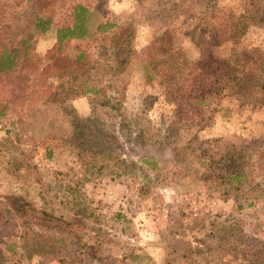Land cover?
I'll return each mask as SVG.
<instances>
[{
    "label": "rangeland",
    "instance_id": "374dc122",
    "mask_svg": "<svg viewBox=\"0 0 264 264\" xmlns=\"http://www.w3.org/2000/svg\"><path fill=\"white\" fill-rule=\"evenodd\" d=\"M133 1L49 0L40 14L67 22L71 6L81 3L89 10L100 5L102 15L112 17L131 7ZM160 1L159 11L149 13L157 14L156 23L146 27L147 31L135 28L125 42L136 54V61L121 75L128 84L122 99L127 120L122 126L108 116L107 106L113 98L105 93L89 92L61 102L64 91L56 89L57 84H69L70 79L38 75L56 50L54 29L42 33L32 27L27 0H0V20L11 26L4 31L0 25V39L6 45L18 46L26 33H31L32 47L24 70L30 85L28 95L16 112L0 120L4 128L0 132V193L47 201L58 214L80 213L86 225L82 231L87 230L80 245L77 242L81 240L66 237L58 229L47 232L32 228L26 238L19 236L20 228L0 229V264H45L47 255H56L61 261L69 241L73 246L68 256H77L86 264H126L124 258L130 251L139 252L147 245L154 251L151 257L160 264L159 253L161 260L166 251L156 246L162 247V238L169 232H178L175 236L181 235L178 240L187 241L190 250L179 246L171 254L174 262L168 264H236L238 254H227L211 241L210 246L201 241L213 223L220 225L234 218L248 222L252 233L264 234V196L237 210L239 184L228 177L243 170L248 179L264 186V1L253 5L248 0H184L200 11L207 4L222 6L234 21L241 22L242 32L213 48L215 60H219V67L212 66L217 69L214 74L198 76L201 85L197 88L203 92L202 98L209 99L201 105L202 111L198 113V108V115L182 113L179 117L174 115L173 95L165 88L167 77L160 73L147 77V36L177 13L172 12L178 0ZM185 34H180L181 39ZM95 43L72 39L64 53L87 50L89 61L95 64ZM185 53L188 65L181 81L190 84L199 73L197 45L193 43ZM229 56L230 66L223 67L220 59ZM222 67L227 75L217 77ZM93 75V71L88 74L90 84ZM12 78H0V100L8 96ZM101 81L105 84V79ZM214 110L218 111L215 115ZM211 116L212 124L201 128L203 120ZM202 117L201 123L196 122ZM234 148L240 155L231 158ZM164 187L168 195L162 193ZM179 194L191 195L194 202L176 206L174 196ZM124 197L126 214L119 204ZM79 204L82 212L76 209ZM157 206L168 207L169 217L164 218ZM192 206H196L195 215ZM63 237L65 244L59 240ZM94 237L93 251L85 242L91 244ZM97 241L106 245L99 247ZM109 244L121 251L120 257H108ZM40 255L38 260L35 256Z\"/></svg>",
    "mask_w": 264,
    "mask_h": 264
},
{
    "label": "trees",
    "instance_id": "16d2710c",
    "mask_svg": "<svg viewBox=\"0 0 264 264\" xmlns=\"http://www.w3.org/2000/svg\"><path fill=\"white\" fill-rule=\"evenodd\" d=\"M263 1L248 0L253 5H260ZM48 2L49 0H27V3L30 4L29 17L32 27L42 33L53 28L55 33L56 50L49 54L47 63L38 75L41 78L54 75L61 79L64 77L70 79L71 83L69 84L60 82L57 84L56 89L64 91V98L61 102L85 96L89 92L107 94L113 98V101L107 106L108 116L124 126L127 114H125L122 99L126 95L128 84L123 82L121 75L136 61L134 57L136 54H132L131 50L127 49L125 42L135 28L142 27L146 30V27H151L156 23L155 16L157 14L149 15V13L154 9L159 11L157 3H161V1L134 0L131 7L128 6L120 10L112 17L102 15L103 10L100 5L89 10L81 3H76L69 9L67 22L47 13L40 14ZM190 4V1L178 0L176 10L172 12L173 14L177 12L174 14L176 18L173 17L165 22L166 24L150 30L147 36L149 42L147 77L151 79L158 73L167 77L168 82H166L165 88L168 93L173 95L175 100L172 102L174 115L178 117L182 113L192 114L198 108H200L198 113L202 111L201 105L208 102L209 99L207 96L202 98L203 92L197 88V84L201 85L198 83V76L200 74L213 75L217 69L212 66L216 67L219 63V60H215L213 48L219 42L229 40L242 32V26H239L241 22L234 21L233 15L222 6L214 7L207 4L204 9L206 12H204L198 8L192 9ZM95 17H97L96 21ZM0 25L3 26L4 31L11 27L9 24L2 23L1 20ZM0 31L2 30L0 29ZM183 32L186 34L181 39L180 34ZM30 37L31 33H26L18 46L6 45L3 38L0 39V78L13 75L8 96L0 100V120L16 112L18 105H21L28 95L30 85L27 81L28 75L24 70L30 60L32 50ZM72 39L96 42L98 56L95 59V64H91L89 61V51L87 50H80L74 54L64 53L66 44ZM193 43L197 45L198 49L197 68L199 73L192 83L187 84L181 81L183 75H186L185 69L188 65L185 50ZM220 60L224 62L223 67H228L232 62V57ZM236 63L240 68V62ZM223 67L219 68L220 73L216 75L217 77L227 75L225 73L227 69ZM92 71L94 80L90 84L88 74H92ZM102 78L105 79V84H101ZM181 93H183V99L180 100L182 104L178 102ZM217 112L214 110V115ZM197 119L199 120L196 122L201 123L203 117ZM206 119V121L203 120L204 124L201 128L212 124V116ZM237 154L240 155L234 148L230 156L235 158ZM228 177L239 184L238 192L241 200L236 206L237 210H242L245 206L264 196V186L260 182L248 179L247 173L243 170ZM83 219L84 217L78 214L72 216L58 214L47 201L40 203L18 194L0 193V229L20 228L19 236L24 238L30 236L32 228L50 232L56 227H60L67 236L84 243L79 235L80 230H78L83 225ZM233 219L223 220V224L220 225L213 223L210 232L205 235L204 239H201L203 244L208 246L212 242L227 254H238L240 258L235 259L236 264H264V234L252 233L248 229L250 225L248 222L234 221ZM253 220L257 221V217H254ZM176 234L179 233L169 232L167 236L169 239H180L181 235L176 237ZM178 242L181 247L190 250L187 241L179 240ZM85 244L90 249L96 250L93 244L87 242ZM175 248L170 243L166 245V255H163L160 264L174 262L175 259L171 257V254L177 251ZM128 255L130 257L138 254L135 251H130Z\"/></svg>",
    "mask_w": 264,
    "mask_h": 264
},
{
    "label": "crops",
    "instance_id": "0c3cea01",
    "mask_svg": "<svg viewBox=\"0 0 264 264\" xmlns=\"http://www.w3.org/2000/svg\"><path fill=\"white\" fill-rule=\"evenodd\" d=\"M75 203H78V202H75ZM76 209H80V212H82V206L79 204L78 205V208H76ZM69 213V212H68ZM75 213H77V212H75ZM63 215H65V216H72V215H75V214H71L70 213V215H67V212L66 213H62ZM79 215H82V214H80L79 213ZM82 217H84L83 215H82ZM85 219H83V225H82V227H80L78 230H80V233H79V235H85L84 233L87 231V230H84V231H82V229H84L85 228ZM56 229H58L60 232H61V234H64L66 237H69V236H67L65 233H63V230H62V228H60V227H56L53 231H56ZM53 231H50V232H53ZM92 233V232H91ZM87 234V233H86ZM93 234V233H92ZM88 235V234H87ZM66 237L64 238L63 237V239L62 238H59V240H61L64 244H65V242L67 241L66 240ZM165 239H169V237L168 236H166V235H164L163 236V238H162V247H160V246H156V249H158V250H163V251H166L165 250V248H166V245H168V243H170V245H172V246H175L176 248V250L178 249V247L180 246L179 245V240L177 239H169V240H165ZM97 239H96V237H94V240L91 242V244H93L94 243V241H96ZM72 242V241H71ZM71 242L69 241L68 243H69V245H70V247H69V249L71 248V246H73V245H71ZM98 242V245H99V247H101V245H106V244H103L102 242L103 241H97ZM68 243H67V246H68ZM77 244H80V245H82L83 243H81V242H77ZM108 246V245H107ZM109 256L108 257H112V256H115L116 258H118V257H120L121 255H120V252L121 251H118V249H116V248H114V247H112L110 244H109ZM108 247H104L103 248V250H105V249H107ZM69 249L68 250H66V257L63 259V260H59V258L56 256V255H47L46 257H47V262L45 263V264H86L85 262H84V260L83 259H81V258H77V256L76 257H74V256H68V251H69ZM138 250H141V251H139V252H137V256H130L129 257V255H128V257H126V258H124L125 259V263L126 264H152V262L154 261V263L155 264H157V260H155V258L153 257H151L152 256V253L154 252H152V250H151V247L150 246H144V247H142V248H140V249H138ZM72 251V250H71ZM155 252H158L157 250H155ZM102 255V254H101ZM153 255H154V253H153ZM164 255V254H163ZM35 257H38V260H40L41 259V255L40 256H35ZM43 258V260H44V256H42ZM45 257V258H46ZM103 257H105V256H103ZM103 257H101L102 259H103ZM160 257H161V255H160V253H159V258H158V263H160L161 262V260H160ZM163 257V256H162ZM157 258V257H156ZM126 259H130V260H126ZM82 260V261H81ZM104 260V259H103ZM120 260H117L116 262L118 263Z\"/></svg>",
    "mask_w": 264,
    "mask_h": 264
},
{
    "label": "built area",
    "instance_id": "2783aa9c",
    "mask_svg": "<svg viewBox=\"0 0 264 264\" xmlns=\"http://www.w3.org/2000/svg\"><path fill=\"white\" fill-rule=\"evenodd\" d=\"M2 130H4V128L2 127V124L0 123V132ZM162 193L165 194V195H168V193H169L168 188H166V187L162 188ZM189 196L191 197V201H189L190 200ZM189 196L188 195H180V194L179 195H175L174 196L175 197L174 201H175L176 206H182V205L185 206V204H187L188 202H192L193 203L194 201H193L192 196L191 195H189ZM126 202H127V198L126 197H124V198L119 200V204H120V207H121L120 210H121L122 213H125V214H126V209H125ZM157 209L160 211L161 215L164 218H168L169 217L170 211H169L168 207H165V206L163 208L158 207ZM191 210L193 212L192 214H194V215L197 214L196 206H192ZM182 211L187 212V208H182Z\"/></svg>",
    "mask_w": 264,
    "mask_h": 264
}]
</instances>
